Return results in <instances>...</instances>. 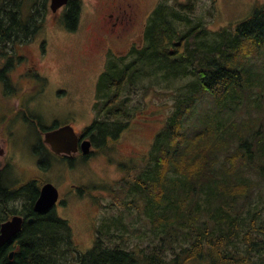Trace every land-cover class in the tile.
Masks as SVG:
<instances>
[{"label": "trees", "instance_id": "1", "mask_svg": "<svg viewBox=\"0 0 264 264\" xmlns=\"http://www.w3.org/2000/svg\"><path fill=\"white\" fill-rule=\"evenodd\" d=\"M50 3L0 0V53L29 44L46 26ZM180 7L161 4L148 20L145 45L110 58L96 87L98 115L82 131L96 150H104L144 116L133 99L139 88L150 96L158 85L166 91L155 90V97L173 96L165 127L148 155L127 168L111 190L116 203L125 206L121 213L133 212L134 206L139 219L131 224L122 216L102 220L94 246L81 253L71 225L56 209L33 212L39 180L13 187L0 182V225L20 212L33 218L0 248V264H251L264 256V240L256 236L264 235V218L257 220L264 211V112H253L264 109V83L255 95L258 75L237 68L238 57L254 60L264 45V4L235 33H215L209 47L198 43L207 37L202 22L178 31L182 21L190 20ZM81 15V0H72L60 22L76 31ZM181 77L187 81L174 88ZM148 79L154 85L143 83ZM201 102L211 106L198 114ZM191 119L196 123L188 131ZM42 147L48 156L44 145L37 151ZM86 189L78 191L89 193ZM18 198L24 201L21 210L5 205ZM129 238L139 243L131 246Z\"/></svg>", "mask_w": 264, "mask_h": 264}, {"label": "rangeland", "instance_id": "2", "mask_svg": "<svg viewBox=\"0 0 264 264\" xmlns=\"http://www.w3.org/2000/svg\"><path fill=\"white\" fill-rule=\"evenodd\" d=\"M127 1H122V8L126 7ZM161 1L141 0L137 14H117L124 21V27L130 30L128 38L135 40L136 46L145 45L141 41L145 25H148V20ZM81 3V21L76 31H70L60 22L65 11L63 8L56 14L50 13L46 26L29 44L15 48L10 46L8 52L0 53V179L11 187L35 179L42 185L46 182L57 187L61 200L55 209L71 225L79 251L86 253L94 246L96 229L101 227L102 220L122 216L124 222L131 224L139 219L134 206H131L133 212L121 213L120 210H125V206L121 200L116 203L111 190L116 189L127 168L148 155L154 137L165 127L173 96L155 97V90L161 93L166 91L158 85L151 90L150 96L144 95L139 88L134 92L133 99L134 103L140 104L144 116L135 118L129 129L111 142L108 148H92L94 154L86 160L79 154L70 163L56 154L49 153L47 156L43 153V147L40 152L37 151L44 144L43 132L55 125L61 127L71 123L80 133L92 124L98 115L95 106L100 100L97 99L96 87L107 65V48L113 47V52L118 56L128 49L127 41L112 45L105 36L101 22L106 12L103 0H81ZM161 4L170 9L181 4L180 8L184 9L178 11L189 13L190 20L182 21L176 27L178 31L186 30L189 22H202V30L207 37L198 43L209 47L215 33L220 30L235 33V29L250 17L258 4H264V0H163ZM104 27L110 30L112 21ZM237 63L241 64L237 68L258 75L255 82L259 86L253 88L252 93L256 95L261 92L264 83V45L254 60L241 56ZM34 65L35 70L28 72ZM23 78H27V85L21 81ZM186 81L181 77L173 83V87L178 89ZM143 83L154 85V81L149 79ZM210 106V103L201 102L197 113L209 110ZM260 110L264 112V109L253 112L261 114ZM195 123L194 119L187 123L188 131ZM195 129L196 126L192 130ZM44 149L47 150L45 146ZM41 161L46 164H39ZM79 187L88 188L86 190L89 193L81 194L77 190ZM259 199L257 192L252 200L258 202ZM5 205H10V209L21 210L24 201L16 199ZM263 218L264 211L261 217H257L258 223ZM113 227L116 229V226ZM256 236L264 240V235ZM129 243L133 246L139 241L129 238ZM251 264H264V256L254 258Z\"/></svg>", "mask_w": 264, "mask_h": 264}, {"label": "water", "instance_id": "3", "mask_svg": "<svg viewBox=\"0 0 264 264\" xmlns=\"http://www.w3.org/2000/svg\"><path fill=\"white\" fill-rule=\"evenodd\" d=\"M72 0H51L50 8L55 14L63 7L67 6ZM80 133H77L72 125L61 126L58 129L45 133L44 142L50 146L56 154L75 155L79 151L83 156H89L92 152L93 143L91 140H84L80 143ZM60 198L59 190L51 183H46L40 196L34 204L36 213H45L52 210ZM32 221V220H30ZM23 218L14 216L12 219L4 222L0 230V248L6 245L22 229ZM14 253L10 254L12 260Z\"/></svg>", "mask_w": 264, "mask_h": 264}, {"label": "flooded vegetation", "instance_id": "4", "mask_svg": "<svg viewBox=\"0 0 264 264\" xmlns=\"http://www.w3.org/2000/svg\"><path fill=\"white\" fill-rule=\"evenodd\" d=\"M122 1L123 0H103V5H104V8H105V15L103 16V18L101 19V22L103 23V25L104 26H106L107 24H108V22L109 21H112V28L110 29V30H107L103 25H102V28L104 29V32H105V36L106 37H108V41H110V42H112V45L113 44H116V42H119V43H124V41H127V43L126 44H128V49H127V51H124L123 53V55L122 56H126L127 54H129L132 50H133V48L134 47H136V44H135V40H131V39H129L128 38V35H129V33H130V30L129 29H126L125 27H124V21L123 20H121V18H120V16L119 15H117V14H119V13H121V12H127V13H133V14H137L138 13V11L140 10V8H141V4H142V2H141V0H128L127 1V4H126V7L125 8H122V6H121V3H122ZM163 1V0H162ZM161 1V2H162ZM160 2V3H161ZM160 3H159V5H160ZM159 5H157L156 6V8L155 9H157L158 7H159ZM154 9V10H155ZM147 24L145 25V29H144V32L146 31V29H147ZM116 31H117V35H116ZM104 32H102V33H104ZM144 32H143V34H144ZM103 41H105V40H103ZM142 42H144V39H142L141 40ZM112 48L113 47H108L107 48V52H108V54H107V58H106V62H108L109 60H110V58L112 57V56H114V57H116V56H118V55H116V53H114L113 52V50H112ZM110 54V55H109ZM109 55V56H108ZM35 68H36V65H34V67H32L31 69H29L28 70V72H31L32 70H35ZM26 77L28 78L29 76H28V73L26 74ZM27 78H23L21 81H25V83H26V85H27ZM66 125H67V123H66ZM60 126L59 125H55L54 127H52L50 130H55V129H57V128H59ZM50 130H48V131H50ZM83 135H81L80 136V143H81V141H84V140H87L88 138L87 137H82ZM1 149V148H0ZM79 154H81V152L79 151L75 156H72V155H70V156H67V155H63V154H61V155H58V156H60L61 158H63L64 160H66V161H68V162H70V161H72L71 159L72 158H74V157H76L77 155H79ZM57 155V154H56ZM71 163V162H70ZM39 164H42L41 162L39 163ZM41 167H43V166H41ZM44 168V167H43ZM36 181H38V179H35ZM0 182H1V179H0ZM31 182V181H30ZM46 182H44V184H45ZM26 184V183H25ZM43 184V185H44ZM6 185H8V184H6ZM17 185H23V184H17ZM40 186H39V188H40V193H41V189H42V187H43V185H42V183H40L39 184ZM42 185V186H41ZM79 188H77V190H78ZM39 196H40V194H39ZM39 198V197H38ZM19 199V198H18ZM61 200V195H60V199H59V201ZM58 201V202H59ZM58 204V203H57ZM20 206H22V205H20ZM57 206V205H56ZM56 206L53 208V209H55L56 208ZM33 212L35 213V214H42V213H36L35 211H34V206H33ZM14 216H21L22 218H23V224H22V228H23V226L26 224V223H32L33 222V218H27L26 216H27V213H24V212H20V213H18V214H14L12 217H10V218H5V221H3L2 222V224L4 223V222H6V221H8V220H10V219H12ZM30 220H32V221H30ZM2 224L0 225V230H1V226H2ZM22 230V229H21ZM18 234V233H17ZM16 236V235H15ZM5 247V245L3 246V247H1V249L2 248H4Z\"/></svg>", "mask_w": 264, "mask_h": 264}]
</instances>
